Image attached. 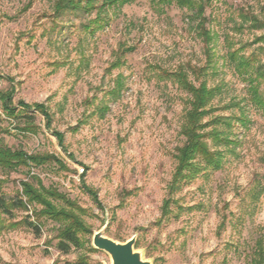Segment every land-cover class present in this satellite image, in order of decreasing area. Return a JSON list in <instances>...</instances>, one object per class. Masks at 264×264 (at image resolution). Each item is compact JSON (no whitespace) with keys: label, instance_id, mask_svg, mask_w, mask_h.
I'll list each match as a JSON object with an SVG mask.
<instances>
[{"label":"rangeland","instance_id":"obj_1","mask_svg":"<svg viewBox=\"0 0 264 264\" xmlns=\"http://www.w3.org/2000/svg\"><path fill=\"white\" fill-rule=\"evenodd\" d=\"M57 1L0 0V93L13 86L15 104L43 103L52 116L48 127L44 114L26 109L36 131L7 118L0 139L29 154H53L67 167L50 161L0 169V191L17 198L22 180L38 185L39 178L77 202L88 230L63 252L58 222L42 217L37 231L26 221L37 220L40 204L14 207L0 213V264H112L93 249L94 233L106 224L113 239L135 236V248L153 264H250L264 237V108L251 101L229 51L264 46L257 42L264 27L246 17L264 22V0H213L205 10L214 33L209 48L176 3L130 0L103 9V0H92L91 9L59 12ZM181 65L204 67L198 76L190 72L197 85L216 88L203 122L230 140L207 137L221 166L198 155L172 186L190 94L158 74Z\"/></svg>","mask_w":264,"mask_h":264},{"label":"trees","instance_id":"obj_2","mask_svg":"<svg viewBox=\"0 0 264 264\" xmlns=\"http://www.w3.org/2000/svg\"><path fill=\"white\" fill-rule=\"evenodd\" d=\"M130 0H103L102 8L116 5H124ZM154 3L163 8L165 5L178 4L182 8H186L188 11L189 20L194 23V28L197 30L199 36L203 38L207 48L212 42L214 33L207 26L208 17L205 14V10L213 0H153ZM58 11L65 10L66 8H86L91 9L95 7L92 0H58ZM252 20L253 27H264V22L256 16H246ZM264 35L257 38V42H263ZM247 45L242 44L239 48L229 51L230 61L234 64L235 72L238 76L248 82V90L250 93L251 101L264 108V92L260 87L264 82V46H257L250 54L243 52L246 50ZM118 65V64H115ZM163 70V69H162ZM204 70V67L199 69L187 68L183 65L177 67L175 70H163L159 72L158 77L167 78L178 84L179 87L184 89L190 94L189 104L190 107L186 112V120L182 127V132L186 137L183 146L179 147L177 154V170L175 172L172 186L186 177V172L191 171L194 166V160L198 155H202L203 158L215 167H220L221 152L211 149V144L207 140V137L212 136L214 140L228 141L229 136L220 138V133L214 127L211 131H207V123L203 122L204 117L210 112V102L214 97L215 89L209 87L206 81H202L197 85L190 79V72L194 75H199ZM13 86L11 89H7L0 93V129L8 131L6 128H2V122L7 119H15L18 121L16 128L21 131L35 132L36 126L34 123L33 114L27 112L26 109L35 108L44 114L46 118L47 126H51L52 116L47 106L43 103L29 104L23 100H19L18 105L14 102ZM19 107H21L19 109ZM216 121H219L217 119ZM24 123L21 125L20 123ZM60 144L64 146V134L62 132H54ZM54 161L59 164V167L66 168L61 159L53 154L47 153H31L29 154L22 148H13L8 146L0 139V169L3 170H17L20 167L40 166L47 162ZM38 185L33 182L21 181L22 189L17 194V198H9L3 192L0 191V213H10L14 207L29 210L31 204H40L41 209H33V213L36 221L26 220L35 230L40 231L42 223L40 219L42 217L51 218L59 223L57 237L59 238L57 246L63 252H67L71 245H79L80 232L87 231L88 228L80 217L82 212L77 202L70 199L66 194L59 192L55 188H47L41 184L39 178H37ZM2 180H0L1 188ZM264 192V186L262 187ZM96 196V195H94ZM60 201V204H59ZM170 200H165L164 214H168L170 211ZM80 211V213H79ZM79 213V214H78ZM137 243L135 244V246ZM96 249V248H93ZM250 264H264V237L261 236L256 239L252 258Z\"/></svg>","mask_w":264,"mask_h":264},{"label":"water","instance_id":"obj_3","mask_svg":"<svg viewBox=\"0 0 264 264\" xmlns=\"http://www.w3.org/2000/svg\"><path fill=\"white\" fill-rule=\"evenodd\" d=\"M107 224L96 231L93 236L95 248L107 252L112 264H153L146 259L141 250L135 248L137 238L133 236L125 242L118 241L106 234Z\"/></svg>","mask_w":264,"mask_h":264}]
</instances>
